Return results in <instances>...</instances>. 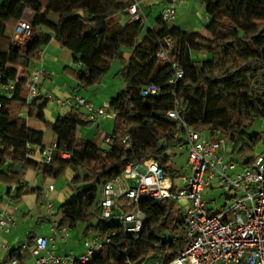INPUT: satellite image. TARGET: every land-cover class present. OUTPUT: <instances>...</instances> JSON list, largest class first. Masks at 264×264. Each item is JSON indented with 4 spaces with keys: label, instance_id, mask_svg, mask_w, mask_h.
Wrapping results in <instances>:
<instances>
[{
    "label": "trees",
    "instance_id": "trees-1",
    "mask_svg": "<svg viewBox=\"0 0 264 264\" xmlns=\"http://www.w3.org/2000/svg\"><path fill=\"white\" fill-rule=\"evenodd\" d=\"M199 1L207 17L204 34L165 23L160 15L145 30V16L127 21L128 4L123 0H0V182L9 185L6 194L15 200L37 190L25 180L29 169L54 178L67 167L74 171L70 186L78 194L58 207V228L84 223V235L115 232L110 243L84 264H123L126 259L164 264L186 246L183 214L175 199L140 200L145 220L137 235L97 216L98 187L120 176L127 164L153 158L173 180L178 171L170 147L177 140L172 123L163 117L167 110L177 108L183 121L204 127L210 136L219 131L231 144L233 160L236 154H249L264 138L248 132L255 118H264V0ZM24 18L34 33L21 49L14 44V29ZM166 38L173 45L169 61L157 56ZM52 39L69 50L77 64L71 71L74 89L99 83L112 60H121L124 86L108 102L114 125L104 137L107 148L77 135L79 126L95 123L80 109L71 107L51 122L44 112L48 99H28L30 69ZM121 46L131 49L127 60ZM172 62L183 73L170 83L175 76ZM9 84L11 93L6 89ZM148 85L157 86L158 92L143 96ZM33 120L47 124L54 135L56 147L49 163L40 157L43 131L31 125ZM127 136L129 147L122 143ZM60 152L70 157L63 159ZM254 159L247 155L240 164L251 165ZM34 238L29 233L30 246ZM20 248L13 246L0 264L14 257L24 259Z\"/></svg>",
    "mask_w": 264,
    "mask_h": 264
},
{
    "label": "built area",
    "instance_id": "built-area-1",
    "mask_svg": "<svg viewBox=\"0 0 264 264\" xmlns=\"http://www.w3.org/2000/svg\"><path fill=\"white\" fill-rule=\"evenodd\" d=\"M152 3L163 0H149ZM182 0H166L160 16L165 23H171L176 16V5ZM127 3V21L139 20L144 16L140 0H123ZM207 17L205 16V21ZM31 27L28 22L20 20L14 29V37L29 35ZM172 40L165 39L157 56L162 60H168V52L172 49ZM175 76L169 82L173 83L182 77V70L176 63ZM45 69L42 65H32L26 88L28 99L43 96L46 99H54L48 91H42L39 87ZM6 89L10 92L13 85ZM158 92L155 85L146 86L142 95H154ZM11 93V92H10ZM55 103L60 107H71L84 112L86 119L99 123L109 115L103 106H95L79 95H72L64 100L55 98ZM21 110L20 114H25ZM163 117L172 123V136L177 141L170 147L185 149L187 151L186 168L188 173L175 176L180 178V184L167 178L164 170L153 158L145 159L134 164H127L122 174L108 180L101 187L98 198V219L111 225H120L125 232L137 235L143 228L145 213L140 208L139 202L143 199L161 202L164 199H184L187 201V209L183 213L184 237L186 246L171 261L164 264H264V148L255 156L251 165L243 166L228 157V151L224 147L226 140L217 131L213 136L207 133L202 126L191 125L183 121L177 108L167 110ZM108 139H106L107 141ZM125 147L131 145L127 136L122 140ZM55 142L40 150L43 162L49 163L55 150ZM59 156L68 159V152H60ZM227 190V200H233L231 206L222 204L219 209H208L207 200L203 198V192L209 188L211 181ZM53 190V185L43 191L45 198ZM11 207L13 210H11ZM131 207L129 212L124 211ZM50 212L52 204L46 205ZM14 199L11 196L4 201L0 196V233L9 234L16 227ZM231 217V220L229 219ZM112 218V221L108 220ZM50 235L36 236L33 246L21 245V252L26 251L24 259L12 258L7 264H73L87 263L90 258L100 252L103 245L110 243L115 232L111 230L104 237L94 233L90 237L84 235V253L78 257H72L69 253L63 257L56 256L52 251L56 237L67 238V228H58V221H52L49 229ZM12 246L0 239V251L8 252ZM24 253V252H23ZM25 254V253H24ZM27 257L31 260L28 261ZM123 264H134L126 259ZM148 264H163L160 261H152Z\"/></svg>",
    "mask_w": 264,
    "mask_h": 264
},
{
    "label": "rangeland",
    "instance_id": "rangeland-1",
    "mask_svg": "<svg viewBox=\"0 0 264 264\" xmlns=\"http://www.w3.org/2000/svg\"><path fill=\"white\" fill-rule=\"evenodd\" d=\"M42 2H45V0H40ZM198 0H188L187 6L180 5L179 3L176 5V16L172 23H180L182 26L185 27V29L189 31H197L201 32L204 29L205 24V12L202 6L198 4ZM157 15V12L155 11L150 17L149 22L151 25L155 23V16ZM126 17L122 16V19L124 20ZM28 18H24L23 20H27ZM145 24V30L150 25L147 20L144 22ZM9 30V29H8ZM34 31L31 29L29 35L26 36H20L15 38L14 37V44L21 47L23 49L28 42L30 41V38L32 37ZM121 52L123 54V57L127 60L130 57L131 49L128 46H121ZM196 52L193 51L192 55L194 58H198V56H195ZM72 65L77 68V64L72 62ZM62 66V67H61ZM122 67V62L120 59L115 58L112 60L111 65L106 72V74L101 78L100 82L95 84L94 86L87 88L85 90H89L86 93V96H96L97 99L102 102V97L104 96H110L109 92L110 90L114 89V87L117 85L118 89L117 91H114V95L119 92L123 86L124 81L122 76L119 74V70ZM64 68V65H60L59 72L62 71ZM58 70L52 71L51 78L55 80L56 77V83L63 82V77L60 76ZM65 73L69 74V72L65 71ZM57 75V76H56ZM64 75V74H62ZM73 79V78H72ZM66 81V84H70L72 86L71 81ZM67 88V87H66ZM70 88V87H69ZM116 90V89H115ZM52 94V96L61 100H64L68 97H71L70 95H63L59 94L58 90L57 93L54 91L52 92V89L49 90ZM83 94L85 95V91H83ZM113 95V96H114ZM106 98V97H105ZM54 99H50L47 101L46 106L44 108L45 112V118L48 121H54L57 117V114L61 112L60 107L57 106ZM98 102V103H100ZM104 105V104H103ZM105 109L108 111L107 116L100 120L99 125L98 123H94L87 126H79L77 129V135L81 136L83 138L92 139L95 141L96 144H98L101 148H107V144L105 143L104 135L108 134L110 135L113 130L114 125V113L113 110L108 104L105 105ZM66 110V109H65ZM68 110V109H67ZM82 111V110H81ZM31 125L34 128H37L38 130L43 131V144L49 145L52 140V131L51 128L40 121L33 120L31 121ZM249 133H259L261 135H264V118H255L252 122L251 126L248 128ZM264 148V138L253 147L252 151L247 154L248 156H256L259 154ZM228 151V157L233 156L231 152V144L226 142L222 150ZM174 152V150L172 151ZM176 154L173 155V163H174V169L178 171L179 174L182 173H188V169L186 168V160H187V151L185 149H175ZM242 155H234V160L237 163H241V161L247 156ZM36 158H40L38 153H35ZM75 175V172L72 171L69 167L65 169V171L58 176L57 178L51 177V176H43L42 174H39L33 169L27 170L25 174V180L27 184L30 187H34L37 189L33 192H28L23 195L19 199L14 200V206H16L15 209V223L16 227L11 230V236L14 238L15 243L14 246L17 247L19 244H26L29 248L31 246L29 243V233L34 234L36 236L40 235H50V227L52 224V221L59 220V214H58V207L71 199H73L75 196H77L78 191H74L70 186V180ZM167 178H170L167 176ZM173 181L176 185L180 184V178L178 176L173 178ZM49 184L53 185V190L49 192V196L47 198L44 197L43 191L48 187ZM9 185H6L5 183L0 182V196L3 197V200H7V188ZM227 193V190L225 188H221L217 185V182L215 180L211 181V185L209 188L205 189L203 192V198L207 200L206 207L208 209H219L222 204L225 201V194ZM98 198L101 194V185L98 187L97 190ZM176 204L179 211L183 214L185 210L187 209V201L184 199L176 200ZM50 202L52 204V209L50 212L47 211L46 205ZM233 200H228L226 203V206H231ZM11 210L12 207H11ZM231 220V217H229ZM95 222V221H94ZM69 233V236L67 238H61L56 237L55 240V251L56 256L63 257L65 255L71 254L72 257H78L84 253V247H83V240H84V223H79L77 226L73 228L66 227ZM95 232H89V234H86V237H90ZM8 234H1L0 233V239L7 240ZM25 254H27L26 251H23ZM3 252H0V260L3 258ZM28 261L31 260V258H27Z\"/></svg>",
    "mask_w": 264,
    "mask_h": 264
},
{
    "label": "crops",
    "instance_id": "crops-1",
    "mask_svg": "<svg viewBox=\"0 0 264 264\" xmlns=\"http://www.w3.org/2000/svg\"><path fill=\"white\" fill-rule=\"evenodd\" d=\"M198 2H199L198 4L200 6H202L203 9H204V6L200 3L199 0H198ZM140 3H141L140 5H141L142 12H143V14H144L147 22L151 25V23L149 22L150 17H152V15H153V13L155 11L157 12V15L155 16V18L159 17L160 12H161V9L165 5L166 0H163V1H160V2H156V3H152L149 0H140ZM187 4H188V0H182V1L179 2V6L180 5L181 6L182 5L187 6ZM174 24L177 25L178 27H180L182 30H184L186 32H197V31H189V30L185 29V27L182 26L180 23H174ZM200 33H203L204 34V29ZM72 62H73L72 53L69 50H67L66 48H63L62 46H60L54 39H52L46 46L43 47L42 54H41L40 58L37 61L34 62V65H36V66L42 65L44 67L45 73H46L45 76L43 77L40 85H39L40 89L42 91H49V90L52 89V92L55 91L56 93H57V90H58V92H59L60 95L61 94L68 95V96L69 95L70 96H72V95H79V96L84 97L87 101L91 102L95 106H103V104L104 105L108 104L109 100L114 95L113 94L114 91H117V89H118L117 87L118 86L116 85L114 87V89L110 90V92H109V95L110 96H104V97H102V102H100L97 99L96 96L95 97L94 96L93 97L92 96H90V97L86 96V93L89 90L87 91V90H83V89H80V90L79 89H74V86H75L76 82H75L74 79H72L73 76L71 75V71L73 69H75L76 66L74 67L72 65ZM62 64L64 65V68H63L62 71L59 72V67ZM57 70L59 72L58 74H60V76L63 77V82L62 83L60 82V84L55 82L56 81V77H55V80L51 78L52 71H57ZM65 71L66 72L68 71L69 74L65 73ZM62 74H64V75H62ZM66 81H68V82L71 81L69 83H71L72 86H70V84H66L65 83ZM83 91H85V95L83 94ZM98 102H100V103H98ZM57 106L60 107L59 105H57ZM60 109H61V112H59L57 115H59V114H65L68 111L67 108H63V107H60ZM98 125H99V123H98ZM106 135L107 134H105L104 137ZM53 140H54V135L52 134V140H51L50 144L53 142ZM46 146H48V145H46ZM49 185H52V184H49ZM227 198H228V194L226 193L225 194V201H224V203H226L228 201ZM2 240H5V239H2ZM6 241L12 247L14 246L15 240L11 236V233L8 234V238H7ZM52 251L54 253H56L55 246L52 248ZM0 252H2V251H0ZM2 254L4 255L5 252H3ZM27 258H29V257H27Z\"/></svg>",
    "mask_w": 264,
    "mask_h": 264
},
{
    "label": "bare ground",
    "instance_id": "bare-ground-1",
    "mask_svg": "<svg viewBox=\"0 0 264 264\" xmlns=\"http://www.w3.org/2000/svg\"><path fill=\"white\" fill-rule=\"evenodd\" d=\"M108 221H109V222L112 221V218H110Z\"/></svg>",
    "mask_w": 264,
    "mask_h": 264
}]
</instances>
